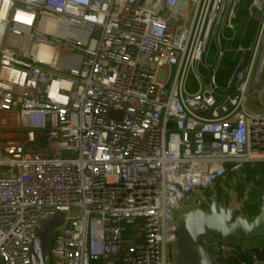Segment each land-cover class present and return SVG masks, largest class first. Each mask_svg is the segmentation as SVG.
<instances>
[{"label":"built area","instance_id":"built-area-1","mask_svg":"<svg viewBox=\"0 0 264 264\" xmlns=\"http://www.w3.org/2000/svg\"><path fill=\"white\" fill-rule=\"evenodd\" d=\"M241 1L0 0V264L59 213L46 264H174L184 206L264 162V0L248 47Z\"/></svg>","mask_w":264,"mask_h":264},{"label":"water","instance_id":"water-1","mask_svg":"<svg viewBox=\"0 0 264 264\" xmlns=\"http://www.w3.org/2000/svg\"><path fill=\"white\" fill-rule=\"evenodd\" d=\"M115 114L111 111L108 116ZM196 202L194 197L186 204L178 219L174 264H225L228 255L240 249L244 239L264 237V192L261 207L251 218L247 216L249 201L236 194L206 196L202 208ZM64 219L65 214L59 213L37 231L31 243V264H46L52 235Z\"/></svg>","mask_w":264,"mask_h":264},{"label":"crops","instance_id":"crops-1","mask_svg":"<svg viewBox=\"0 0 264 264\" xmlns=\"http://www.w3.org/2000/svg\"><path fill=\"white\" fill-rule=\"evenodd\" d=\"M263 192L264 162H260L245 164L239 170L229 173L224 179L218 180L207 196L215 197L216 195H220L221 197H225V195L236 194L239 197H244L252 207L247 213V216L251 218L261 207ZM251 249H257L254 252L259 257L257 264H264V237L251 240L244 239L240 250Z\"/></svg>","mask_w":264,"mask_h":264},{"label":"trees","instance_id":"trees-1","mask_svg":"<svg viewBox=\"0 0 264 264\" xmlns=\"http://www.w3.org/2000/svg\"><path fill=\"white\" fill-rule=\"evenodd\" d=\"M252 3V0H242L238 17L236 21L238 22V29L236 35V42L241 44L244 47H248L256 34L258 21L255 19L247 20L249 14V8ZM213 53L211 51L207 63L210 65L213 62ZM236 55L233 52H227L219 66V70L217 72V80L220 85H222L227 78L230 76L232 71L236 65ZM257 251V249L251 250H240L231 252L228 255V258L224 261L225 264H241V262L245 261L248 264H252V254Z\"/></svg>","mask_w":264,"mask_h":264},{"label":"rangeland","instance_id":"rangeland-1","mask_svg":"<svg viewBox=\"0 0 264 264\" xmlns=\"http://www.w3.org/2000/svg\"><path fill=\"white\" fill-rule=\"evenodd\" d=\"M249 210L252 209V207L249 205ZM79 215V211L76 209V210H73L72 213L69 215L70 217H74V216H77ZM214 247H217V246H214Z\"/></svg>","mask_w":264,"mask_h":264}]
</instances>
